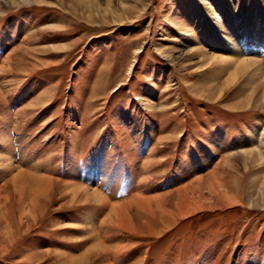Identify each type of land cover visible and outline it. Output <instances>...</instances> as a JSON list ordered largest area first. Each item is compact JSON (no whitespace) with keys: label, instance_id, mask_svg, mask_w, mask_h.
I'll list each match as a JSON object with an SVG mask.
<instances>
[{"label":"rangeland","instance_id":"obj_1","mask_svg":"<svg viewBox=\"0 0 264 264\" xmlns=\"http://www.w3.org/2000/svg\"><path fill=\"white\" fill-rule=\"evenodd\" d=\"M43 1L0 12V264H69L97 240L85 264H264V167L218 165L264 125L244 102L264 86V0ZM216 166L243 178L240 202L203 188L204 208L179 214L176 188ZM136 195L162 197L107 219Z\"/></svg>","mask_w":264,"mask_h":264},{"label":"bare ground","instance_id":"obj_2","mask_svg":"<svg viewBox=\"0 0 264 264\" xmlns=\"http://www.w3.org/2000/svg\"><path fill=\"white\" fill-rule=\"evenodd\" d=\"M59 1L62 2L63 0H59ZM80 1H82V0H80ZM29 2H44V1L43 0H0V12H1V7H2L3 3L20 5V4L29 3ZM123 4L124 3H122V5ZM228 43L232 44V42H230V41H228ZM17 51H18V49H17ZM17 51L14 55H17L18 53L21 52V50L18 52ZM196 52L200 55L201 62H203V61L205 62L207 60H210V65L213 62H217V61L218 62H226L227 61L223 57H217V56L209 55L200 49H197ZM18 56H20L22 58V53H20V55H18ZM13 58H14V56L12 57V51H11L7 55V57L4 58L5 63H9L10 60L12 61ZM15 60H16V58H15ZM20 61H22V59H18L17 61H15L16 62L15 64L16 65L20 64ZM235 62L237 64L236 65L237 68L234 70L237 71L238 69H240L239 67H242L244 69L249 67L251 65L252 60L244 58L241 60H237ZM205 64L206 63H203L199 66L200 70H202L208 66ZM229 75L230 76L228 78H226V80L224 81V84L226 86L228 84L231 85V83H229V80L232 82V81H234V77H236V74L234 71L231 72V74H229ZM116 88H117V86L114 87L112 89V91H114ZM254 93H255L254 90L253 91L251 90V93L247 97L244 98L245 104L247 105V104L251 103V101L255 100L256 104H258V106L261 107L262 105H264V86H263V89L261 91V94L259 93L260 95L257 98H255ZM213 95L218 96V93H213ZM244 102L242 103L241 106L245 105ZM262 122H264V119H262ZM261 128L262 129L258 135V144L253 149H249V150L242 149V150L236 151L234 153L232 152L231 154L224 156L223 159L221 160L222 162L220 161L221 163L219 162L218 165L219 164L221 165L223 163L227 167H229L233 170H236L238 167V163H236V161L241 159L243 161L245 168L248 167L249 169H251V168H253V166L255 167V166H259V165L264 167V125H262ZM41 165H42V163H41ZM217 166L214 167L207 174L194 177V179L191 182H189L188 184H185V185H182V186H179L178 188H176L175 193H177V199H176L177 202L175 203V206H176V210L178 211L179 214L186 215V214H189L191 212L197 211L200 208H204V205H203L204 203H202L203 197L201 196V193H202L201 190H203V188L208 189L209 194L213 196V198H214L213 201L216 203L233 205L235 203L240 202V199L237 197H234L233 195H235V193H238V195H236V196L241 195V193H242L241 191L243 190L242 189L243 188V181H244L243 178L235 177L233 179V181L226 182V180H224L223 177H221V175L217 173V171H218ZM231 172H233V171H231ZM23 173L29 174L33 183L36 185H40V186H42V184L44 185V183L45 184L47 183V185H48L51 181L54 180L52 177H49V174H40V176H37L34 173H29L28 171L26 172L23 170L18 171L17 174H23ZM231 174H233V173H231ZM231 174H229V175H231ZM257 177H258V179H254V182L257 183L256 187H257V195H258V198H257V200H255V202L257 201L258 205H260V207L264 208V170L260 171ZM68 184H70V183H68ZM71 184H76V185H74L75 189H73L74 190L73 192H76L77 188H80L82 193H83V196L86 200H91L94 198V200L101 201V202L103 201L100 199L101 194L98 193V191H96L94 189H91V191H89L87 186L77 184V183H74L72 181H71ZM42 187H44V186H42ZM190 192H191V194H189ZM193 194H196L197 196L195 197V196H193ZM160 197H162V195H154L153 197H141L139 195H136L134 200H132L133 203H129L128 205H122V204L113 205L112 204L111 208H110V215L107 216V219L111 221V219L114 218V217L111 218V215L113 214L115 217H117L116 220H119L120 217L122 218V216H124L126 214L127 208L130 209V207L132 205H135V206L138 205V207L139 206H145V205L148 206L150 201H157L160 199ZM163 200H165V199H163ZM259 200L261 201V203ZM102 203H104V201ZM205 206H207V204ZM142 209H144V208H142ZM19 212H21V211H19ZM19 214H22V213H19ZM131 218H132V216H131ZM95 252L98 253L97 255H100L103 252H105V246L103 247V243L99 240L95 241L94 244L86 251V254L84 256L85 258L84 257L82 259H81V257L78 259L75 258V260L71 261L69 264H85L88 262L86 260L87 256L88 255L92 256L93 253H95Z\"/></svg>","mask_w":264,"mask_h":264},{"label":"crops","instance_id":"obj_3","mask_svg":"<svg viewBox=\"0 0 264 264\" xmlns=\"http://www.w3.org/2000/svg\"><path fill=\"white\" fill-rule=\"evenodd\" d=\"M121 147V145L119 146V148ZM122 148V147H121ZM124 149V148H123ZM122 150L120 149V152L117 154L118 156H116V158L118 157V158H122V156H123V154H122V152H121ZM104 155H108V153L107 154H104ZM112 158H115V156L114 157H112ZM123 159V158H122ZM121 161H123V160H121Z\"/></svg>","mask_w":264,"mask_h":264}]
</instances>
